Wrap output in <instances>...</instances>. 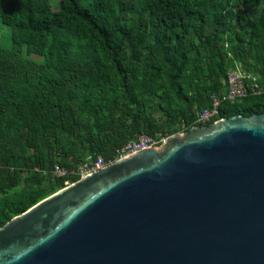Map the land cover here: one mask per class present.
I'll use <instances>...</instances> for the list:
<instances>
[{
  "label": "trees",
  "instance_id": "trees-1",
  "mask_svg": "<svg viewBox=\"0 0 264 264\" xmlns=\"http://www.w3.org/2000/svg\"><path fill=\"white\" fill-rule=\"evenodd\" d=\"M52 1L0 0V227L79 179L55 165L197 126L236 65L264 89V0ZM263 112L264 92L218 119Z\"/></svg>",
  "mask_w": 264,
  "mask_h": 264
},
{
  "label": "water",
  "instance_id": "water-1",
  "mask_svg": "<svg viewBox=\"0 0 264 264\" xmlns=\"http://www.w3.org/2000/svg\"><path fill=\"white\" fill-rule=\"evenodd\" d=\"M0 264H264V112L58 190L0 227Z\"/></svg>",
  "mask_w": 264,
  "mask_h": 264
},
{
  "label": "built area",
  "instance_id": "built-area-1",
  "mask_svg": "<svg viewBox=\"0 0 264 264\" xmlns=\"http://www.w3.org/2000/svg\"><path fill=\"white\" fill-rule=\"evenodd\" d=\"M225 90L222 93L212 94L210 96L211 106L199 111L196 114L195 123L197 126H206L210 123L217 122L219 115V108L223 103H237L241 102L248 95L258 96L264 92L263 87L257 83V78L250 73H247L240 65H236L234 69H229L226 80L223 82ZM185 131L184 125L180 126L182 133ZM177 134V133H176ZM168 137L158 135L157 137H150L146 135H138L136 139L128 142L121 149L116 151L114 160L106 162L101 157L96 160H88L80 164L76 169L67 170L59 165H55L50 172L52 177L67 178L70 175H75L80 178H85L101 169L108 164L126 156L135 154L137 152L146 150L150 147L159 148L160 144L166 141ZM38 171L37 168L34 169ZM46 175L45 172H43ZM70 185L68 180L64 182V187Z\"/></svg>",
  "mask_w": 264,
  "mask_h": 264
},
{
  "label": "rangeland",
  "instance_id": "rangeland-1",
  "mask_svg": "<svg viewBox=\"0 0 264 264\" xmlns=\"http://www.w3.org/2000/svg\"><path fill=\"white\" fill-rule=\"evenodd\" d=\"M57 0L52 1V5L55 8ZM0 45L5 48H10L9 29L0 26ZM31 58L36 61L41 59L35 55H31Z\"/></svg>",
  "mask_w": 264,
  "mask_h": 264
}]
</instances>
